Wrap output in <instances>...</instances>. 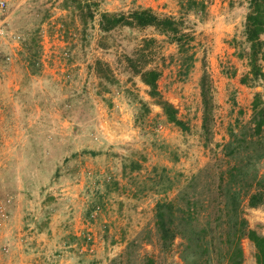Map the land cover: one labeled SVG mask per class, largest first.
<instances>
[{
    "label": "rangeland",
    "instance_id": "1",
    "mask_svg": "<svg viewBox=\"0 0 264 264\" xmlns=\"http://www.w3.org/2000/svg\"><path fill=\"white\" fill-rule=\"evenodd\" d=\"M0 1V109L37 121L32 142H0V264H184L180 236L161 249L156 205L176 200L194 176L196 192L214 197L229 127L249 123L256 93L264 100V80L240 82L248 73L237 55L245 47V1L196 0L204 6L196 14L182 9L184 0H96L85 29L64 0ZM136 9L185 22L195 38L187 76L178 73L176 46L152 29L100 32V13ZM145 38L156 39L147 66L161 71L160 95L186 130L167 121L126 63ZM32 40L33 69L25 48ZM12 83L20 87L15 105ZM156 172L170 189L157 184ZM240 209L264 236V206L251 208L244 197ZM241 247L242 264H257L254 244L245 237Z\"/></svg>",
    "mask_w": 264,
    "mask_h": 264
},
{
    "label": "trees",
    "instance_id": "2",
    "mask_svg": "<svg viewBox=\"0 0 264 264\" xmlns=\"http://www.w3.org/2000/svg\"><path fill=\"white\" fill-rule=\"evenodd\" d=\"M247 11L243 24L242 43L245 47L237 52L247 62L248 73L240 80L242 84H255L264 80V0H244ZM182 9L186 12L200 13L204 6L196 0H184ZM63 6H72L85 29L88 20H93L96 0H64ZM99 30L109 33L117 28L152 29L165 41L177 48L178 73L187 76L193 66L195 54L192 32L181 19L171 16H159L151 9H136L128 13L99 14ZM155 38H145L135 53L126 57L130 71L140 77L148 87L149 96L162 109L167 121L182 130L186 124L178 118L176 108L164 100L158 90L161 71L148 68L147 60L151 55V45ZM232 43H239L233 40ZM35 41L25 44L30 67L38 65ZM150 53V54H149ZM102 62L95 63L96 71ZM34 72V71H33ZM98 75V72H97ZM207 105L206 95L203 93ZM252 114L249 123L229 127L230 140L223 145V155L227 158L226 168L219 165L215 196L197 191V176L188 182L177 195L176 200L161 201L156 205V230L161 249L167 250L177 236L185 240L182 250L184 264H242L244 260L241 240L247 238L256 248L257 264H264V236L248 228L247 221L241 218L242 198L248 197V206H264V175H259V164L264 161V100L261 93L254 95L251 104ZM131 170L140 168L137 162H131ZM156 169L154 170V172ZM157 184L163 190L171 188L165 174L157 173ZM207 176V175H206ZM164 183V184H163ZM204 196V197H203ZM214 202V205H212ZM212 205V206H211ZM214 206L215 210H210ZM214 214V215H213ZM110 264H120L112 261ZM147 264H154L152 259Z\"/></svg>",
    "mask_w": 264,
    "mask_h": 264
},
{
    "label": "crops",
    "instance_id": "3",
    "mask_svg": "<svg viewBox=\"0 0 264 264\" xmlns=\"http://www.w3.org/2000/svg\"><path fill=\"white\" fill-rule=\"evenodd\" d=\"M13 78L10 79V82H16L17 78H19L16 74L12 75ZM13 87V98L11 97L10 99V103L12 102L13 105H15V101L18 100L17 96H18V91L20 89L19 85L17 84H11ZM15 96V99H14ZM1 107V105H0ZM21 108V107H20ZM11 111V110H10ZM10 111H5V109H0V132H1V137H0V142H32V137H30V130L29 127H33L32 123H37L36 120L31 121V119H24L26 114H23V116L21 117V119L24 120H20L19 121V113H17L15 111V108L12 109V112ZM10 113V116L7 117L5 116L6 113ZM28 116V114H27ZM6 119V122L3 124V121ZM21 122H24L26 124L20 126L19 124ZM28 122V123H27ZM20 126V131L18 130V127ZM6 132V133H5Z\"/></svg>",
    "mask_w": 264,
    "mask_h": 264
},
{
    "label": "built area",
    "instance_id": "4",
    "mask_svg": "<svg viewBox=\"0 0 264 264\" xmlns=\"http://www.w3.org/2000/svg\"><path fill=\"white\" fill-rule=\"evenodd\" d=\"M5 10V4L3 1H0V12H3ZM5 34V29L0 25V36H3Z\"/></svg>",
    "mask_w": 264,
    "mask_h": 264
}]
</instances>
